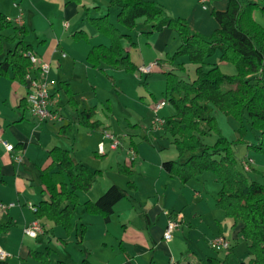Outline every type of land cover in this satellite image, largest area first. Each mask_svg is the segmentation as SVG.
<instances>
[{"label": "trees", "instance_id": "1", "mask_svg": "<svg viewBox=\"0 0 264 264\" xmlns=\"http://www.w3.org/2000/svg\"><path fill=\"white\" fill-rule=\"evenodd\" d=\"M227 1L225 11L212 12L219 28L210 36L199 33L182 18L170 17L163 7L155 3L111 0V6L119 10L117 19L123 27L134 28L136 22L144 18L146 24L152 25V31L147 33L150 37L164 29H170L179 36L181 44L169 57V62L177 64L165 74V96L174 114L163 119L164 127L160 132L172 138L179 158L183 160L165 161L162 169L182 184L200 181L206 172L213 173L221 187L215 200L217 209L232 220L234 228H239V234L244 237L252 255L249 264H264V183L248 178L250 171L245 170L246 162L241 163L234 150L237 145H248L250 151L264 156V27L253 17L257 9L264 13V5L254 1ZM107 17L89 18L90 24L110 40V45L93 47L87 62L95 69L104 65L122 69L128 74L139 72L123 46L124 40L132 46L136 43L109 23ZM10 30L13 35L8 36L6 32ZM27 34L26 27L15 26L0 13V77L10 78L22 86L29 74L37 72L28 56L34 53L32 47L20 40ZM73 38L76 41L89 40L84 31L76 32ZM8 45L13 47L7 48ZM216 55H219L220 63L234 66L236 74H226L211 62ZM186 64L195 67L193 80L189 77L183 79L178 74H187ZM63 88L68 105L77 112L78 104L71 88L67 84ZM95 109L81 113L82 127L100 129L102 124L95 119ZM217 112L238 122L240 135L236 141H230L223 135ZM246 121L257 133L255 144L244 140ZM70 128L71 124L61 126L59 134L66 135V129ZM212 135L217 137L215 144L206 145L205 139ZM144 140L151 142V136ZM131 145L135 149V143ZM48 153L52 163L40 175L48 200L36 207L35 216L37 220L46 219L71 233L75 212L80 206V194L90 191L102 172L90 170L67 149L55 147ZM118 170L128 177L135 173L130 166L121 165ZM128 188L135 190V183L129 182ZM128 196L126 190L112 185L96 201L85 202L83 208L88 215L102 216L108 224L115 206ZM85 233L83 228L77 235L78 244L83 242ZM228 251H233V247ZM48 255L35 253L33 257L44 263ZM204 264H227V261L209 258Z\"/></svg>", "mask_w": 264, "mask_h": 264}, {"label": "crops", "instance_id": "2", "mask_svg": "<svg viewBox=\"0 0 264 264\" xmlns=\"http://www.w3.org/2000/svg\"><path fill=\"white\" fill-rule=\"evenodd\" d=\"M80 5L70 0H61L59 20L62 22L64 29L56 31L57 29L55 30L54 28L55 24L51 22V34L41 41L45 44L42 47V51L35 49L32 44L26 43V38L20 37V40L32 47L33 52L37 56L50 64L52 81V89L50 87L52 104L50 109L60 115L62 122L38 123L33 117L27 102L24 101L27 96L25 86L12 81L10 78L0 77V136L3 141L14 146V150L8 152L0 142V203L5 205L14 204V207L6 211L0 210V246L10 254V257L5 262L0 263L180 264L177 260L180 245L172 241L173 239L170 242L164 239L168 223L171 220H176L178 215H182L184 216L182 223L185 222L187 224L189 222L190 227L192 226L193 228L194 220L202 218V212L207 211V207L210 206L209 214L212 216H216V214L221 216L222 211L218 214L217 210H215L216 208L214 209L212 205L207 206L208 202L197 186L188 187L193 182H198V185H206L208 179L203 177L201 181H191L187 184H182L179 179L171 177L162 169L163 162L160 163L156 170V177L152 178L151 189L141 193L137 191L130 196V199L120 201L114 208V214L109 224H106L100 216L86 215L82 206L87 201L94 202V200L99 199L112 185L108 186L101 195H94L93 188L87 193L80 194L81 203L77 208L79 214L73 221V229L70 234H67L62 227L56 226L53 222L45 219L38 220L44 232L37 239H32L24 234V229L37 220L35 213L31 210V206L36 208L42 201L48 200V194L44 192V186L40 180L41 172L52 163L48 152L55 147L69 150L68 144L71 143V133L60 135V127L71 124L74 130V126L77 127L76 124L80 126L81 113L85 110L96 108V106L92 107L91 105L83 107L88 101V98H86L89 93L87 89H89L90 85L92 86V76L97 78L98 74L106 75L111 80L113 88L117 89V92H121V94L123 93L119 80L134 76L122 69H113L104 65L100 69H95L87 62V56L93 47L99 45L109 46L110 40L104 36L97 41L98 43L84 40L74 41L73 35L76 32L84 31L88 34V28L81 17ZM227 5V0H208L205 5L202 4L201 0H198V6L195 9L196 14L189 17L187 21L201 34L210 36L219 28L217 21L212 16V12L214 10L225 11ZM17 11L18 14L15 19H12V16L15 15L8 16L2 11L0 13L5 15L15 26L26 27L28 33L29 28L36 31V25H31L33 21H29L21 9ZM101 14L102 12L95 16L98 17ZM114 25L116 26V24ZM116 27L126 34L123 28L120 26ZM6 34L10 36L13 35V32L10 30V33L6 32ZM170 36L171 30L164 29L161 33L150 38V43L154 45V48H158L160 54H162ZM141 39L138 41V46H141ZM48 40L49 45L46 46ZM123 46L129 53L132 52V49L128 48L129 43L127 41L123 43ZM10 47L13 46L8 45L7 48ZM63 55L66 57H63ZM216 56L214 63L221 70L225 67L229 71L226 74L234 75L233 70L226 63L219 62V55ZM133 62L139 69L156 63V68L160 69L164 74L173 70L177 64L158 59L149 61V59L143 58L141 51L140 54H134ZM146 62L149 63L146 65ZM55 66L58 69L56 72L53 71ZM185 69L187 70L186 75L190 79H194L195 67L186 64ZM153 70L151 73L143 75L139 72V75L142 76L143 80L151 75ZM83 71L84 74H79ZM57 81L60 85H57ZM64 84L71 88L78 104L76 120L73 119L74 117L69 111L74 110L68 105V98L63 93L65 92ZM62 97L65 98L64 102ZM156 106L152 109L154 114L156 113ZM81 129L91 131L84 127H81ZM66 131L69 130L66 129ZM97 131L103 135L107 129L101 126ZM245 141L248 144H252L246 139ZM107 145L111 151L119 150V148L117 150L111 149L110 143L106 141L105 154L98 153L99 156H106ZM75 159L81 163L84 162V159L80 157V153ZM248 159L252 160L254 165L249 174L256 173L258 177L259 175H264V156L257 154V156L252 157L247 152L240 161L244 163ZM83 164L92 170L89 165ZM132 182L134 181L132 180ZM215 182L217 185L219 184L217 180ZM134 183L136 188L139 187L136 182ZM203 190L206 191V189ZM193 203L196 204L193 206ZM187 210H189L188 213ZM191 211H193L192 219ZM81 224L86 225L87 231L83 242L77 244L78 228ZM225 226L227 224L224 222L222 226L224 228L222 236L224 237H226ZM232 229L235 230L234 237H237L239 228L233 227ZM35 253H47L49 255L43 263L33 257ZM206 260H191L187 264H204Z\"/></svg>", "mask_w": 264, "mask_h": 264}, {"label": "rangeland", "instance_id": "3", "mask_svg": "<svg viewBox=\"0 0 264 264\" xmlns=\"http://www.w3.org/2000/svg\"><path fill=\"white\" fill-rule=\"evenodd\" d=\"M139 1L155 3L158 6L163 7L170 17L182 18L186 21L189 17L196 14L195 9L198 6V0ZM241 1L244 3L254 1L261 6L264 5V0ZM72 2H75L78 5L81 4V17L88 28V41L98 43L97 41L104 37L89 22V18H95V15H99L101 12L102 14L96 17V19L108 16L107 20L109 23H112L113 25L116 24V26L123 28L126 31V34L129 35L133 41L136 38L137 42L136 40L134 41L136 46H132L127 40L123 41V43L127 41L129 43L128 48L132 49V52L130 53L132 62L134 54H140V51L142 52L143 58L149 59V61L157 59L169 61V57L175 54L181 44L179 36L171 30L169 41L166 46H164L163 53L160 54L158 48H154V45H151L150 43V38L156 36L157 34L151 35V37L147 34L152 31V25L146 24L144 18L139 19L134 28H127L118 23L117 16L119 10L111 6V0H74ZM60 4L61 0H0V11L8 16L15 15L12 16V19H15L18 14L17 10L21 9V11H23L26 15V18L29 21H33L32 23L30 22L31 25H36V31L30 30L29 28V33L24 37L26 38L25 41L26 43L32 44L38 51H42V47L45 44L41 41L45 40V38L51 34V22L55 24L54 28L55 30L57 29L56 31L64 29L62 22L59 20ZM253 17L257 23L264 27V13L261 9H257L253 13ZM7 33L9 34L10 31H7ZM121 33H123L122 30ZM140 38H142L141 46H138ZM48 45L49 40L46 46ZM216 58L217 56L214 57L211 62L216 61ZM185 61L186 60H180L179 62ZM148 63L149 62H146V65ZM227 65L233 70V74H236L235 67L229 64ZM53 71H58L57 66L53 67ZM222 71L224 73L229 72L225 67L222 68ZM50 73L49 82L52 89ZM137 73L133 74V77L130 76L125 80H119L123 94H121V92L118 93L117 89L113 88L111 80L106 75L97 73V78L92 76V86L90 85L91 87L89 86V89H87V92L89 93L86 98H88L89 102L87 101L85 105L82 104L83 107L88 105H91L92 107L96 106L95 119L101 122L102 126L107 129L105 132L113 135L120 141L121 147H119L118 151H111L107 145L106 156H99L98 147L102 142H104L103 135L99 131H84L81 129V124L80 126L76 124L77 127L74 126V130L72 126V128L68 131V133H71L70 137L72 138L71 143L68 144L69 151L72 156L76 158V156L80 153V157L84 159L83 163L89 165L92 171L102 172V175L97 179L96 183L92 187L94 195H101L108 186L117 185L127 191L129 196L126 200H128L130 199V196L137 191L141 193L142 191L151 189L153 184L152 178L156 177V170L160 163L180 159L179 154L172 143V138L169 135H164L160 131L153 129L156 116L160 119H165L163 117H169L174 114V110L165 96L166 75L156 67H154L153 73L143 80L142 76L139 75L140 73ZM79 74H84V71ZM178 74L183 77V79H189V76L182 74L181 72ZM57 85H60L58 81ZM63 93L65 94V92ZM63 93L62 95L64 96ZM62 100L64 102L65 98L62 97ZM162 101L166 102V107L159 111L158 115L155 113V116L152 109L156 106V104H159ZM69 111L73 115V119L78 116L76 111ZM216 118L223 135L230 141H236L240 135L238 131V122L232 117L224 115L222 112H217ZM245 127L246 136L244 140L246 139L252 144L257 143V133L251 130L247 121L245 123ZM149 134L151 136V142L144 140V138ZM216 140L217 137L212 135L210 138L205 139V143L206 145L213 146ZM132 142L135 143L136 150L132 147ZM247 146L248 145H237L234 147L239 160H241L247 152L252 157L257 156V154L250 151ZM132 160L135 162L133 163ZM180 160H183V158ZM121 165L132 167L135 171L133 176L128 177L121 174L118 170ZM250 165L251 172V168L254 166L253 161ZM203 177L208 179L206 185H198V182H193L191 183L192 185L190 184L188 187L192 188L193 186H197L198 190L205 196V200L208 202L207 206L212 205L214 209L216 208L215 210H217L219 214L221 211L217 209L215 200L218 196L220 185L216 184V176L211 172H206L201 177L200 181ZM248 178L264 183L263 175H259L258 177V174L256 173L249 174ZM132 180L139 186L135 190L128 188V183ZM203 189H206V191ZM195 204L196 203H193V206ZM209 207H207V211L202 212V218L194 220V229L192 226L190 227L189 222L186 224L185 222L182 223V220L180 221V228L174 232L172 240L175 241L176 244L180 245L177 260L180 264H187V262L191 260L199 261L214 258L221 262L227 261V264H249L252 255L244 237L239 233L237 237H234L235 230L232 229L231 220L225 217L223 212L221 213V216H218L216 213V216L210 215L209 213L211 209H209ZM188 211L189 210H187V213ZM192 212L193 211H191V219L193 218ZM78 214L79 212L77 209L75 212V218ZM86 215L88 214L86 213ZM180 216L184 218V216ZM77 219L79 218L77 217ZM174 221L179 220L177 218ZM224 222L227 224V226H225L226 237L222 236L224 229L222 226ZM83 228L86 230V225L81 224L78 228L79 233ZM85 236L86 233L84 238ZM218 237H224L227 241H229L233 247V251H217L212 249L211 242Z\"/></svg>", "mask_w": 264, "mask_h": 264}, {"label": "built area", "instance_id": "4", "mask_svg": "<svg viewBox=\"0 0 264 264\" xmlns=\"http://www.w3.org/2000/svg\"><path fill=\"white\" fill-rule=\"evenodd\" d=\"M202 4H206L208 0H201ZM205 8V7H204ZM31 64L37 72L34 74H29L25 79V88L27 89V96L26 102L29 106V109L33 115V117L37 120L38 123H59L62 122V118L60 115L52 111L50 106L52 104L51 92H50V82H49V73H50V64L42 60L39 56L34 53L28 54ZM63 57H66L63 55ZM157 67V64H153L149 67H141L139 72L142 74H149L152 72L153 68ZM166 106V102L162 101L159 103L156 108L155 112H159ZM164 127V120L160 119L156 116L154 120V130L161 131ZM103 140L99 147L98 153L105 154V143L108 141L110 143V147L113 150H117L121 143L120 141L114 137L113 135L104 132ZM0 142L5 146L8 152H12L14 150V146L4 142L0 136ZM252 164V160H248L245 163V170L248 172L250 171V167ZM14 207V204L5 205L0 203V210L6 211L10 208ZM31 210L35 213L36 208L31 206ZM179 221L171 220L168 223L167 229L164 233V239L167 242H170L173 239L174 232L180 228V221L182 217L180 215L177 216ZM43 228L38 220L33 221L24 229V234L32 239H37L41 234H43ZM212 249L217 251L219 250H226L228 251L231 247L229 241H227L224 237H218L211 242ZM10 257V254L5 251L0 246V262H5Z\"/></svg>", "mask_w": 264, "mask_h": 264}]
</instances>
